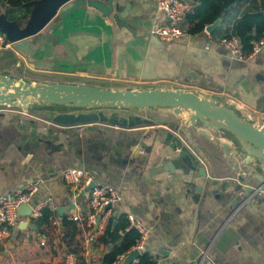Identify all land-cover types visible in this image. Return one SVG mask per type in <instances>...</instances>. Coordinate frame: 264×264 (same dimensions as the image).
<instances>
[{
    "label": "crops",
    "instance_id": "0c3cea01",
    "mask_svg": "<svg viewBox=\"0 0 264 264\" xmlns=\"http://www.w3.org/2000/svg\"><path fill=\"white\" fill-rule=\"evenodd\" d=\"M114 3L137 30L152 34L164 19L156 0ZM195 4L192 0L191 8ZM255 9L264 14V0H240L231 9L227 25ZM219 18L220 24L210 33L184 31L173 41L143 40L117 28L110 16L85 6L49 22L26 55L11 45L0 51V73L30 84L192 91L233 108L264 129V47L243 60L230 57L219 42L224 30H216L227 27L222 25L224 17ZM56 113L0 105V194L36 182L38 190L30 204L49 198L43 211L51 213L49 228L28 217L11 229L0 241V264H62L70 253L76 256V264H103L113 247L104 238L106 230L87 240L89 228L75 222L79 233L74 242L80 243L83 259L79 261L71 251L73 243L64 239L63 220H71L76 212L70 188L61 178L67 167L83 168L94 186L108 185L120 192L116 216L107 226L111 220L114 226L121 214H132L148 228L145 252L157 264H264V189L245 191L259 180L250 173L251 164L243 167L244 155L206 130L213 139L201 138V142L212 151V178L220 180L217 194L208 188L198 191L196 186H202L204 179L195 172L161 170L173 157L170 148L161 149L172 145L165 143L166 128L160 122H184L189 112L132 109L130 114L153 121L132 128L100 123L64 126L52 121ZM220 142L230 146L227 155L217 147Z\"/></svg>",
    "mask_w": 264,
    "mask_h": 264
},
{
    "label": "water",
    "instance_id": "95a60500",
    "mask_svg": "<svg viewBox=\"0 0 264 264\" xmlns=\"http://www.w3.org/2000/svg\"><path fill=\"white\" fill-rule=\"evenodd\" d=\"M114 1L34 0L28 18L22 26L0 15V33L3 34L5 43L26 55L30 44L41 37V31L54 18H64L73 10L89 6L104 16H110L117 28L127 30L136 38L143 40L155 38L150 32L133 28L126 21V14ZM127 6L125 5L126 8ZM220 22L221 18H218L207 25L204 32H212ZM0 105L23 110L41 108L50 111V114L57 112L52 116V121L64 126L100 123L129 128L142 124L150 125L153 122L130 114L132 109L171 108L177 113L185 110L190 114L184 122L167 124L160 122V125L166 128L165 143L172 145L162 146L161 149L170 148V155L173 157L163 164L161 170L171 172L180 169L185 174L195 172L198 177L204 179V184L196 186V189L204 191L208 188L213 194H217L216 186L220 180L212 178L210 165L212 151L210 152L201 142V138H206L208 142L212 141V134L206 132L210 130L217 134L216 140H226L236 149L237 154L246 157L243 167L248 168L250 164L252 165L253 170L250 173L256 175L259 183L255 187H247L245 189L247 194L264 189V129L256 127L251 120L240 117L233 108L220 105L214 99L202 97L192 91L111 90L83 84H30L16 82L14 78L0 73ZM222 143L220 142L217 147L226 154L230 146ZM93 186L94 183L91 182L87 189ZM30 213V205L21 204L17 210V221L25 223ZM139 255V252L133 251L125 256L120 264H131Z\"/></svg>",
    "mask_w": 264,
    "mask_h": 264
},
{
    "label": "built area",
    "instance_id": "2783aa9c",
    "mask_svg": "<svg viewBox=\"0 0 264 264\" xmlns=\"http://www.w3.org/2000/svg\"><path fill=\"white\" fill-rule=\"evenodd\" d=\"M156 4L164 19L155 26L152 34L165 41H173L183 35V22L186 14L191 10L192 0H156ZM219 42L230 57L243 60L248 56L256 55L264 47V35L252 42L251 50L247 56L242 52V45L238 37H225ZM8 46V43L4 41L3 34L0 33V51H4ZM61 178L70 188L72 206L76 210L71 215V220L89 228L86 234L87 240H92L98 234H103L121 200L120 192L108 185H95L87 189V186L92 182L91 174L80 167L63 169ZM37 190L38 184L30 182L11 194H0V241L10 235L11 229L17 227L19 223L17 210L21 204L30 205V217L41 216L42 209L50 199L34 205L30 204V199ZM126 219L128 221L127 229H135L138 236L134 243L124 253L118 254L110 264H120L124 257L133 251L139 252L140 255L145 251V243L149 234L148 228L135 219L132 214H127ZM40 243L43 244L44 241L41 240ZM75 261L76 256L70 253L62 264H76ZM136 262L137 258L131 264Z\"/></svg>",
    "mask_w": 264,
    "mask_h": 264
},
{
    "label": "trees",
    "instance_id": "16d2710c",
    "mask_svg": "<svg viewBox=\"0 0 264 264\" xmlns=\"http://www.w3.org/2000/svg\"><path fill=\"white\" fill-rule=\"evenodd\" d=\"M34 0H0V15L10 21H15L18 25H24L28 18ZM196 4L186 14L184 19V31L188 34L202 33L205 27L213 23L216 19L223 16L224 21L216 31L223 29L224 33L219 38L238 37L242 52L247 56L251 50L252 42L264 35V14L260 10H247L237 17L231 26L227 22L231 20L230 12L233 6L240 0H194ZM44 209V208H43ZM36 222L39 227L49 228L51 226L49 217L51 215L47 210L43 211ZM64 239L72 247L71 251L77 255V260L81 258L80 243L74 242L79 229L72 220L64 218ZM128 221L126 215L121 214L117 217L116 224L112 226V220L107 226L104 238L113 243L110 252L105 254L103 264H110L118 254L124 253L136 240L138 234L135 229H127ZM43 232V230L41 229ZM78 264V262H77ZM135 264H157L154 257L145 251L137 257Z\"/></svg>",
    "mask_w": 264,
    "mask_h": 264
}]
</instances>
